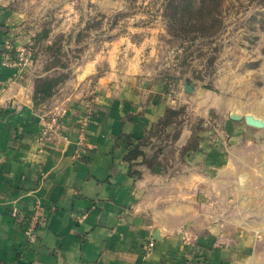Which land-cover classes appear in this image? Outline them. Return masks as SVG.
I'll list each match as a JSON object with an SVG mask.
<instances>
[{
  "label": "crops",
  "instance_id": "crops-1",
  "mask_svg": "<svg viewBox=\"0 0 264 264\" xmlns=\"http://www.w3.org/2000/svg\"><path fill=\"white\" fill-rule=\"evenodd\" d=\"M18 24L0 0V264H264V126L185 127L166 159L131 161L185 99L116 42L36 104L35 69L7 63L26 39ZM252 85L238 110L264 120V79ZM53 115L59 128L42 134ZM36 204L33 231L11 216Z\"/></svg>",
  "mask_w": 264,
  "mask_h": 264
},
{
  "label": "rangeland",
  "instance_id": "rangeland-1",
  "mask_svg": "<svg viewBox=\"0 0 264 264\" xmlns=\"http://www.w3.org/2000/svg\"><path fill=\"white\" fill-rule=\"evenodd\" d=\"M3 3L14 12L26 37L16 49L26 53L24 68L32 66L35 83L46 92L51 88V95L73 78L77 66L116 42L130 51L135 47L144 69L166 80L171 92L180 93L185 100L141 142V148H148L144 155L149 162L163 149L169 150L165 159L175 152L181 129H218L226 117L232 119V111L240 112L239 87L252 89L254 78L264 79V0ZM187 81L194 85L192 93L184 90ZM196 93L203 96V103L191 109L189 99Z\"/></svg>",
  "mask_w": 264,
  "mask_h": 264
},
{
  "label": "built area",
  "instance_id": "built-area-1",
  "mask_svg": "<svg viewBox=\"0 0 264 264\" xmlns=\"http://www.w3.org/2000/svg\"><path fill=\"white\" fill-rule=\"evenodd\" d=\"M27 60L28 58L26 56V53L21 50L20 52H16L13 60L7 61V63L11 66H15L19 69H23L27 65ZM90 117H91V109L87 107L84 115L80 119V127L83 133H85V131L87 130L86 128L89 125ZM59 126L60 124H59L58 116L57 115L50 116L49 120L46 121L42 129V134H47L51 131H54L58 129ZM11 216L17 223L25 224L31 231L35 230L39 225H41L44 219L42 207L39 204H36L33 211L28 215H24L17 209H12Z\"/></svg>",
  "mask_w": 264,
  "mask_h": 264
},
{
  "label": "water",
  "instance_id": "water-1",
  "mask_svg": "<svg viewBox=\"0 0 264 264\" xmlns=\"http://www.w3.org/2000/svg\"><path fill=\"white\" fill-rule=\"evenodd\" d=\"M184 90L187 93H192L194 91V85L191 82L187 81L184 83ZM242 116L248 125L255 126V127L264 126V120L262 118L255 117L253 113H246L243 115L240 112L232 111V113L230 114V117L234 120H238Z\"/></svg>",
  "mask_w": 264,
  "mask_h": 264
},
{
  "label": "trees",
  "instance_id": "trees-1",
  "mask_svg": "<svg viewBox=\"0 0 264 264\" xmlns=\"http://www.w3.org/2000/svg\"><path fill=\"white\" fill-rule=\"evenodd\" d=\"M50 88V87H49ZM47 89V88H46ZM46 89L45 88H40L36 83H35V86H34V95H33V98H34V102L37 104L38 102H42L44 100H46L47 98H49V96L51 95V88H50V91H47L46 92ZM46 92V93H45ZM43 95V98L41 97L42 100H38L37 97L38 95ZM170 113L171 110L168 109L167 110V113ZM140 144L139 145H136L134 147V149H132V151L129 152V154L127 155V158L129 160H136L138 158V156H141L143 157L144 156V153L142 152V149L140 147ZM149 164H151V162H149Z\"/></svg>",
  "mask_w": 264,
  "mask_h": 264
}]
</instances>
